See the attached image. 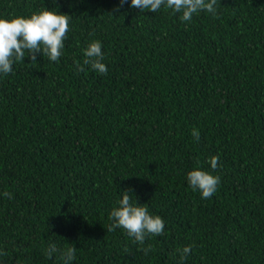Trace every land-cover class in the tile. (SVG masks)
I'll return each instance as SVG.
<instances>
[{
  "label": "trees",
  "instance_id": "1",
  "mask_svg": "<svg viewBox=\"0 0 264 264\" xmlns=\"http://www.w3.org/2000/svg\"><path fill=\"white\" fill-rule=\"evenodd\" d=\"M216 8L184 22L131 0H0V18L70 16L58 62L0 74V264H64L72 246V264H264V0ZM95 40L107 74L78 71ZM196 168L220 178L209 199ZM129 188L165 225L143 244L108 231Z\"/></svg>",
  "mask_w": 264,
  "mask_h": 264
},
{
  "label": "clouds",
  "instance_id": "2",
  "mask_svg": "<svg viewBox=\"0 0 264 264\" xmlns=\"http://www.w3.org/2000/svg\"><path fill=\"white\" fill-rule=\"evenodd\" d=\"M127 0H120L122 6ZM217 0H131V7L142 12L149 10L158 12L161 7L182 13L181 20L190 22L194 14L206 11L214 17L217 15ZM70 16L59 14L52 10H43L33 13L30 17L16 16L10 19L0 18V74H9L13 71L15 62L23 61L26 55L35 62L36 54L41 53L51 62H58L64 48V41L69 31ZM104 54L100 41H92L84 50L83 65H78V71H84V66L90 67L99 74H107L108 68L102 62ZM193 138L198 142L200 133L192 130ZM219 157L213 156L209 163L213 170L218 167ZM187 182L193 190H199L202 199L211 198L217 191L220 183L218 176L212 175L199 168L187 173ZM129 188L122 191V199L118 207H114L109 215L113 221L108 231L122 228L127 235L143 244L150 236H159L164 231V221L160 216L151 215L148 208L137 203H132V192ZM9 199L11 193H4ZM51 227V226H49ZM58 251L55 243H51L47 256L51 258ZM145 254L152 251L151 246L143 249ZM191 253V246L182 249L181 259ZM76 257V247H68L61 252L64 264H72Z\"/></svg>",
  "mask_w": 264,
  "mask_h": 264
}]
</instances>
